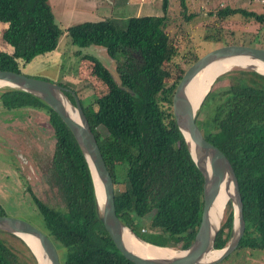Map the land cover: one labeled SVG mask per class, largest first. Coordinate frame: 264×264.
<instances>
[{
  "label": "trees",
  "instance_id": "trees-1",
  "mask_svg": "<svg viewBox=\"0 0 264 264\" xmlns=\"http://www.w3.org/2000/svg\"><path fill=\"white\" fill-rule=\"evenodd\" d=\"M178 2L184 19L195 17L188 10L187 0ZM173 3L161 0L160 14L133 15L125 28L104 18L79 22L65 30L72 43L80 48L104 47L115 62L117 77L97 56L78 51L92 64L93 76L107 90L87 103L72 90L84 104L81 106L112 177L117 216L145 241L182 249L193 241L201 220L203 177L173 114V93L185 71L174 61L184 55H180L179 43L169 27ZM208 15L213 18L205 36L209 39L221 41L220 22L234 15L264 26V12L245 7L225 5ZM62 32L47 0H0V69L24 73L26 64L56 49ZM238 40L221 41L218 46L240 44ZM257 41L241 44L255 46ZM200 56L193 53L184 60L189 65ZM219 79L227 81L207 93L196 123L205 139L226 155L237 177L245 230L234 251L264 250V76L236 68ZM55 82L67 86L60 80ZM66 94L73 101L71 93ZM0 104L6 111L43 110L54 130L56 148L50 174L64 208H54L29 187L27 190L42 217V230L61 252L60 264H134L121 254L105 230L87 163L57 113L40 98L11 87L0 89ZM70 159L78 172L76 179L67 167ZM118 170L124 172L121 180ZM121 184L124 186L118 187ZM5 214L0 205V215ZM232 219L228 202L215 248L225 246L231 238ZM141 220L146 221V228ZM149 231L164 241L146 238ZM19 241L28 256L0 237V264H37L29 248Z\"/></svg>",
  "mask_w": 264,
  "mask_h": 264
},
{
  "label": "rangeland",
  "instance_id": "rangeland-1",
  "mask_svg": "<svg viewBox=\"0 0 264 264\" xmlns=\"http://www.w3.org/2000/svg\"><path fill=\"white\" fill-rule=\"evenodd\" d=\"M61 1L63 0L47 1L52 5L54 18H57V24L63 30L56 49L34 59L35 61L26 64L25 67L23 66L24 69L22 70L25 74L30 73L32 77L55 82L61 77L60 75L62 74L60 72L62 70L70 73V71L74 72L76 69L77 74L75 75L77 76L76 78H72L75 81L74 87L78 88L81 102L87 103L93 97H98L105 93L107 88L105 84L93 76L92 64L84 59L82 55L77 54L78 50L82 54L97 56L106 67H109L113 75L117 77L115 62L107 55L104 47L90 45L80 48L77 44L72 43L71 37L65 30L69 25L71 26L87 20L96 21L100 19L96 18L99 17L97 16L98 12L96 10L93 13H89V11L78 13L75 11L74 15H76V18L65 21L63 18L61 19V14L64 13L56 7V3H61ZM126 1L115 0L114 6V2L100 5L103 8L107 6V8L113 9L111 16L108 18L117 23L121 28L126 27L128 19L133 15H158L161 13V0H133L131 4H125ZM77 3L81 4L79 0ZM83 5L87 6L88 4L84 3ZM225 5L230 7H245L257 12H264V0H187L189 12H193L196 15L192 19L186 20L179 13L178 0H174L170 11L171 24L169 27H171L172 33H174L179 43L180 55H184L183 58H175V62H178L186 69L191 63L189 65L186 64L184 58H190L193 53L202 55L214 49L221 41L225 40L239 39L238 42L241 44L257 39L258 41L255 46L263 47L264 26L249 21L241 15H234L220 22L222 28L219 32L221 33L219 34L222 38L221 41L205 37L208 34L207 28H211L210 25L213 22V18L209 17L208 12L215 11L217 8L224 7ZM84 9L88 10L87 7H84ZM100 14L104 15V13ZM214 31L216 32V30ZM47 65L54 66V70H44V67ZM236 68L233 67L218 75L214 79L211 88L215 90L225 84L227 80L219 78ZM12 114L15 115L13 111H6L0 104V202H2L0 205L3 206L7 215L20 217L42 229L44 228L42 217L38 214L35 205L32 203L27 188L29 187L44 203L54 208H64L63 197L58 191V187L53 184L50 174L51 159L56 148L55 134L50 126L38 120L36 111L33 110L26 113L27 117L24 116L25 112L16 114L18 117H21H17L21 123H18L14 119L16 121L15 126L10 125L8 127L6 122L12 121ZM42 116L46 118L45 115ZM98 130L102 134H106L103 127H99ZM67 167L68 170H71L72 178L76 179L78 172L71 159L68 160ZM123 174V171H117V176L120 180L123 179ZM123 186L121 184L118 187ZM141 222L144 227L147 226L145 220H141ZM144 236L155 242L164 241L155 232L149 231ZM0 237L13 244L16 248H20L24 255H29L19 239L15 238V235L3 232L0 233ZM59 256H61V252H59ZM218 264H264V250L237 249Z\"/></svg>",
  "mask_w": 264,
  "mask_h": 264
},
{
  "label": "water",
  "instance_id": "water-1",
  "mask_svg": "<svg viewBox=\"0 0 264 264\" xmlns=\"http://www.w3.org/2000/svg\"><path fill=\"white\" fill-rule=\"evenodd\" d=\"M219 59L249 60L264 65V48L236 43L217 46L192 62L185 69L175 87L172 97L175 122L183 135L191 159L203 177L201 220L193 241L182 249L159 246L145 241L117 216L112 177L79 99L72 89L56 82L28 76L22 72L0 69L1 89L5 87L17 88L40 98L57 113L69 128L90 171L103 226L116 248L134 264H218L237 248L243 236L245 230L243 204L234 169L226 155L205 139L195 119L214 80L198 102L192 100L187 90L190 81L198 72L209 63ZM235 64L238 68L253 70L264 76V71L258 69L256 65L243 64L242 62ZM66 92L71 93L73 101ZM95 178L99 182V192H97ZM225 179L230 182L232 190L223 206L221 215L217 220H213L210 217V209ZM228 202L231 203L233 215L232 235L225 246L215 248V238L221 227ZM0 231L19 238L29 248L37 264H60L59 252L55 244L42 229L31 222L7 214L0 215ZM127 233H130L138 243L154 254L145 256L130 247L126 242ZM33 243L43 256V263L37 256ZM165 248H173V252L166 254L163 250ZM212 252H218V254L209 256Z\"/></svg>",
  "mask_w": 264,
  "mask_h": 264
},
{
  "label": "bare ground",
  "instance_id": "bare-ground-1",
  "mask_svg": "<svg viewBox=\"0 0 264 264\" xmlns=\"http://www.w3.org/2000/svg\"><path fill=\"white\" fill-rule=\"evenodd\" d=\"M238 62H242L243 64H253L258 67V69H261L264 71V65L260 63H256L253 61L249 60H244V61H238L236 59H219L215 60L211 63H209L207 66H205L200 72H198L190 81L188 85V93L192 100L194 102H198L201 100L202 96L204 95L205 91L207 90L208 86L210 83L221 73L231 69V68H236V64ZM96 186H97V192H99V182L95 178ZM232 188L230 182H228L227 179H225L222 182V186L220 188V191L214 200V203L210 209V217L213 220H217L219 216L222 213L223 206L226 204V201L228 199V195L230 194ZM126 242L127 244L135 249L138 253L142 255H147L151 256L154 254V252L148 250L144 246H142L140 243L137 242V240L130 234L127 233L126 235ZM33 246L35 248V245L33 243ZM173 248H165L163 249L166 254L172 253ZM36 254L42 260V263L44 262V258L39 252V249L36 247ZM218 252H212L209 256H215L217 255Z\"/></svg>",
  "mask_w": 264,
  "mask_h": 264
},
{
  "label": "crops",
  "instance_id": "crops-1",
  "mask_svg": "<svg viewBox=\"0 0 264 264\" xmlns=\"http://www.w3.org/2000/svg\"><path fill=\"white\" fill-rule=\"evenodd\" d=\"M48 1V0H47ZM81 2V4L77 3L78 0H63L61 1V3L59 2L58 4L56 3V7L59 8L64 14H61V19L63 18V20L65 21H70V20H73L74 18H76L74 15L75 11H77L78 13H83V12H95V10L98 12V15L99 17H96V18H100V19H97L96 21L98 20H101V19H104V18H108L109 16H111V13L113 11L112 8H107V6L105 8H103L102 6H100L101 4H106L107 2L108 3H112L114 2L115 0H79ZM111 1V2H110ZM138 1V0H136ZM56 2V1H55ZM133 2V0H127L125 2V4H131ZM84 3H87L88 5H83ZM50 4V3H49ZM115 2L113 3V6H114ZM51 8H52V5L50 4ZM84 7H87L88 10L84 9ZM93 8V9H92ZM103 8V9H102ZM100 13H104V15H101ZM108 14V15H107ZM82 16V14H81ZM55 20H57V18H55ZM89 21V20H87ZM57 22V21H56ZM83 22V21H82ZM70 26V25H69ZM79 51V50H78ZM78 53V52H77ZM74 54V53H73ZM51 56V55H50ZM39 57V56H38ZM41 57V56H40ZM57 66V65H56ZM70 69V68H69ZM44 70H47V71H53L54 70V66L52 65H47L44 67ZM72 70V69H71ZM73 71V70H72ZM62 74V75H60ZM60 78L58 80H60V82L62 83H66L67 86H69V88L73 89L74 91L78 92V88L77 87H74L75 86V81L72 79V78H76L77 75V70L75 69L74 72H71L70 73L68 72H65V70H62L60 72ZM80 85V84H79ZM64 86V85H63ZM65 86V87H67ZM79 93V92H78ZM80 95V94H79ZM81 96V95H80ZM30 110H33V111H36V114H37V117H38V120H40L43 124L45 125H48L50 126V128L53 130L48 118H47V114L43 111V110H35L33 108H30V109H24V110H17V111H13V113L15 115L12 116V121H7L6 125L9 127L10 125H13L15 126V122L17 121L18 123H21V121L18 119V118H21V117H18L16 114L18 113H21V112H25V117H27L26 113H29ZM42 115H45L46 118H44ZM18 117V118H17ZM14 119H16V121H14ZM56 141V139H55ZM2 203V202H0Z\"/></svg>",
  "mask_w": 264,
  "mask_h": 264
},
{
  "label": "built area",
  "instance_id": "built-area-1",
  "mask_svg": "<svg viewBox=\"0 0 264 264\" xmlns=\"http://www.w3.org/2000/svg\"><path fill=\"white\" fill-rule=\"evenodd\" d=\"M142 231H146V229L145 228H142Z\"/></svg>",
  "mask_w": 264,
  "mask_h": 264
},
{
  "label": "flooded vegetation",
  "instance_id": "flooded-vegetation-1",
  "mask_svg": "<svg viewBox=\"0 0 264 264\" xmlns=\"http://www.w3.org/2000/svg\"><path fill=\"white\" fill-rule=\"evenodd\" d=\"M54 184V183H53ZM59 191V190H58Z\"/></svg>",
  "mask_w": 264,
  "mask_h": 264
}]
</instances>
